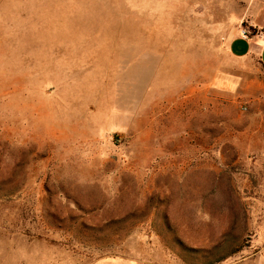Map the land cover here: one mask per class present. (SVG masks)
<instances>
[{
    "label": "rangeland",
    "instance_id": "1",
    "mask_svg": "<svg viewBox=\"0 0 264 264\" xmlns=\"http://www.w3.org/2000/svg\"><path fill=\"white\" fill-rule=\"evenodd\" d=\"M250 21L264 0H0V264H264Z\"/></svg>",
    "mask_w": 264,
    "mask_h": 264
},
{
    "label": "crops",
    "instance_id": "2",
    "mask_svg": "<svg viewBox=\"0 0 264 264\" xmlns=\"http://www.w3.org/2000/svg\"><path fill=\"white\" fill-rule=\"evenodd\" d=\"M246 30L248 31V33H250L249 36V40L247 38V40H242L243 41H249L251 42V46L246 50V52L242 51V52H238L236 49L232 48V52L234 54L237 55H242L243 57H252V56H256L259 58L260 62H261V56H260V48L262 49L263 42H264V27L257 25L256 23H254L253 21H250V23L248 24V28H246ZM254 30V33H252V31ZM252 33V34H251ZM262 64V62H261ZM263 66V64H262ZM264 68V66H263Z\"/></svg>",
    "mask_w": 264,
    "mask_h": 264
},
{
    "label": "built area",
    "instance_id": "3",
    "mask_svg": "<svg viewBox=\"0 0 264 264\" xmlns=\"http://www.w3.org/2000/svg\"><path fill=\"white\" fill-rule=\"evenodd\" d=\"M242 35H243V38H244V39H247V36H246V34H245L244 32H243Z\"/></svg>",
    "mask_w": 264,
    "mask_h": 264
},
{
    "label": "trees",
    "instance_id": "4",
    "mask_svg": "<svg viewBox=\"0 0 264 264\" xmlns=\"http://www.w3.org/2000/svg\"><path fill=\"white\" fill-rule=\"evenodd\" d=\"M252 33H254V30L252 31Z\"/></svg>",
    "mask_w": 264,
    "mask_h": 264
}]
</instances>
